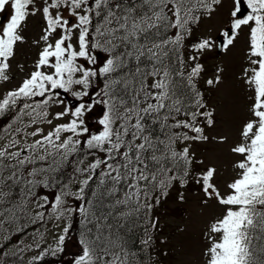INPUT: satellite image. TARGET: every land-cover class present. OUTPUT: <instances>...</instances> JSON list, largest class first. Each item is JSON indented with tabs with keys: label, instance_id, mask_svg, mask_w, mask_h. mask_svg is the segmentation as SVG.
Listing matches in <instances>:
<instances>
[{
	"label": "snow or ice",
	"instance_id": "snow-or-ice-1",
	"mask_svg": "<svg viewBox=\"0 0 264 264\" xmlns=\"http://www.w3.org/2000/svg\"><path fill=\"white\" fill-rule=\"evenodd\" d=\"M244 3L246 14L232 0L216 38L206 32L192 41L194 27L219 14L225 0H0V11L12 10L0 25V116L14 113L0 131V228L21 217L43 221L50 206L57 221L81 217L75 264H143L125 240L130 224L142 220L141 244L150 248L159 225L153 209L192 181L201 206L221 208L202 232L203 264H264V0ZM37 14L35 59L27 70L17 63L15 83L11 61L26 43L28 17ZM244 29L239 79L250 103L229 149L239 159L221 180L215 165L194 169L204 160L191 152L193 142L228 140L205 132L217 120L198 86L201 59L214 47L228 52ZM223 72L218 67L204 83L215 88ZM62 93L80 102L67 105ZM96 106L102 118L92 131L86 117ZM70 161L74 178L61 183ZM52 186H59L54 203L47 196L39 203L36 190ZM68 198L80 203L73 207ZM177 198L184 201V193ZM64 239L54 249L37 241L27 264L60 251Z\"/></svg>",
	"mask_w": 264,
	"mask_h": 264
},
{
	"label": "rangeland",
	"instance_id": "rangeland-1",
	"mask_svg": "<svg viewBox=\"0 0 264 264\" xmlns=\"http://www.w3.org/2000/svg\"><path fill=\"white\" fill-rule=\"evenodd\" d=\"M232 5V0H225V5L221 8L220 13L215 15L213 19L206 20L200 25L194 27L193 37L190 40L194 41L197 36L203 35L206 32H211L213 38L219 35L222 29L223 22L227 18L228 9ZM12 10L10 5L6 6L3 11H0V18L4 20V24L10 19ZM41 20L39 14L29 16L27 26L23 33H28L26 43L17 46V57L12 60L15 76V83L21 79V73L17 72V63L23 64L25 70L31 68L32 61L35 59L37 46L32 43L38 39L40 35ZM246 32L247 29L241 32L237 38L235 47L228 52L217 54V48L206 52L202 57L201 62L204 64V72L201 75L200 82L204 87V96L206 103L210 108H215V117L217 123L212 128H206L205 132L211 137H219L220 135L228 136V140L223 143L215 142H193L191 152L197 159H203V165H195V169H202L207 165H215L220 173L221 180H227L232 174L231 162L233 157L230 154V147L238 139V130L240 123L246 118L247 106L250 103L248 93L245 91V86L239 79L244 61V50L246 48ZM29 39V40H28ZM187 55V52H186ZM223 68L221 73L222 82L215 88H209L204 80L212 78L216 74L217 68ZM199 82V85H200ZM2 90V88H0ZM71 99L76 98L70 95ZM80 102V101H79ZM78 102V103H79ZM68 105V103L65 102ZM63 106L55 107L53 111H59ZM91 119L86 117V123L95 131V126L98 120L102 118V106L93 108L92 113L88 114ZM221 190H224L223 183L220 184ZM75 186L73 184V191ZM184 192L185 201H180L177 197H173L176 202L167 213L160 216L161 222L166 223L164 234L159 235L163 253L159 256L158 264H203L202 253L205 248V242L202 240V232L207 223L214 214L221 211L214 201H210L207 206H201L200 201L203 193L200 186H191ZM37 195L40 197L39 203L43 204L44 196H47L49 201L54 203L55 192L50 188H38ZM79 201H71L69 205L75 207ZM18 220L15 225H12V233H17V236L12 240L11 250L15 253H21L24 257L30 259L37 254L36 242L38 241L43 248L54 249L57 245V237L60 235L66 236L64 231L68 228L70 220L77 218V214L66 216L63 220L57 221L51 216V207L46 211L43 221L33 220L32 218ZM156 218V217H155ZM26 233V237L20 235ZM11 235V230L8 226L0 228V235ZM8 237L4 236L0 239L3 243H9ZM31 246V248H29ZM14 248V249H13ZM69 248L74 249L69 245ZM21 249H24L21 252ZM53 253L48 251L44 258H50ZM20 261V260H17ZM62 264H69L68 261H63Z\"/></svg>",
	"mask_w": 264,
	"mask_h": 264
},
{
	"label": "trees",
	"instance_id": "trees-1",
	"mask_svg": "<svg viewBox=\"0 0 264 264\" xmlns=\"http://www.w3.org/2000/svg\"><path fill=\"white\" fill-rule=\"evenodd\" d=\"M7 124L9 125L11 124L10 115L4 116L1 120V125H7ZM194 169H195V165H194ZM74 175L75 174H74L73 161L68 162L64 166L62 171L58 174L61 183L72 180L74 178ZM196 185L198 184L189 181V184L186 188L178 189V186L173 187L170 190L168 197L162 200L160 206L153 209L151 215L153 218L155 217L159 218V225H158V231L152 232V235L154 237V243L150 248L145 250L143 245L141 244V241L145 238V233L143 230L145 225L142 222V220L140 218H137L135 224H130L129 229L125 234V240L127 246L132 251L137 253L138 258L143 261V264H158L159 256H161V254L163 253L162 251L163 247L161 245V238L159 237V235L164 234L167 226L165 222H161L162 220H160V216L162 215V213L163 214L167 213L169 207L172 208V206L176 204V202L173 200V197H177L178 190L182 191L183 193L184 192L186 193L188 191L187 188L191 186L195 187ZM51 189L55 192L56 195L59 194V186H52ZM89 192H91V189H89ZM71 201H73V199L68 198V204ZM24 219L27 218L25 217ZM20 220L23 219L20 218ZM10 227L11 226H8V228ZM82 230H83V225L81 223V217L77 214V218H74L69 222V226L67 228V233L64 242L62 245H60L61 250L56 252L55 254H52L53 256H51L48 259L43 258V260L38 262V264H62L63 261H68L69 264H75V260L79 257V255L82 254V244L80 243ZM14 235H17V233ZM20 235L26 237V233H21ZM8 241L9 243L7 242L0 245V252L4 253L0 255V264H8V261L11 264H27L29 260L25 259L21 253H11V247L13 246L12 240L10 241L9 239ZM69 245H71V247L74 249L69 248ZM149 256L151 257V259H149Z\"/></svg>",
	"mask_w": 264,
	"mask_h": 264
},
{
	"label": "water",
	"instance_id": "water-1",
	"mask_svg": "<svg viewBox=\"0 0 264 264\" xmlns=\"http://www.w3.org/2000/svg\"><path fill=\"white\" fill-rule=\"evenodd\" d=\"M241 11L244 12L245 14L248 11L247 5L244 3V0H241ZM0 25H1V21H0Z\"/></svg>",
	"mask_w": 264,
	"mask_h": 264
},
{
	"label": "bare ground",
	"instance_id": "bare-ground-1",
	"mask_svg": "<svg viewBox=\"0 0 264 264\" xmlns=\"http://www.w3.org/2000/svg\"><path fill=\"white\" fill-rule=\"evenodd\" d=\"M10 117H11V119H12V115H10ZM9 127V124H7V125H1V123H0V131H2L3 129H6V128H8Z\"/></svg>",
	"mask_w": 264,
	"mask_h": 264
}]
</instances>
